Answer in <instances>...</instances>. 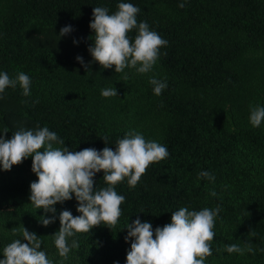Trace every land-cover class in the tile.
<instances>
[{
	"label": "trees",
	"instance_id": "trees-1",
	"mask_svg": "<svg viewBox=\"0 0 264 264\" xmlns=\"http://www.w3.org/2000/svg\"><path fill=\"white\" fill-rule=\"evenodd\" d=\"M120 2L139 7L137 21L168 41L148 78L125 79L127 67L120 73L115 66L103 69L88 51L94 46L93 8L113 14ZM65 26L73 30L59 36ZM136 34L128 35L134 40ZM21 71L31 79V95L24 96L19 84L0 94V134L7 130L6 138L39 125L65 141L53 147L102 150L107 137L115 150V142L135 130L166 146L169 156L151 164L134 188L127 178L115 185L125 197L119 222L68 238L79 248L67 259L53 234L61 211L80 215L74 194L54 205L55 222L45 227L40 216L53 214L29 199L37 180L32 157L10 171L0 168V259L15 239L26 243L24 226L40 237L52 264H126L128 223L139 218L155 230L180 207L219 205L205 264H264V122L253 127L249 121L250 106L264 107V0H0V72L15 79ZM153 76L167 83L159 96L149 83ZM112 87L117 96L101 95ZM201 171L214 179L198 178ZM94 181L97 188L107 186L102 171ZM231 244H251L254 251L229 254L224 247Z\"/></svg>",
	"mask_w": 264,
	"mask_h": 264
},
{
	"label": "clouds",
	"instance_id": "clouds-1",
	"mask_svg": "<svg viewBox=\"0 0 264 264\" xmlns=\"http://www.w3.org/2000/svg\"><path fill=\"white\" fill-rule=\"evenodd\" d=\"M184 6V3L179 4L181 8ZM117 9L109 14L105 7L93 8L89 27L94 31V39L90 37L94 46L88 51L103 69L115 66V73L123 72L126 67L135 68L141 74L151 72L159 59L160 49L166 47L168 41L150 30L146 21H137L139 7L120 2ZM134 29L137 34L133 40L128 34ZM72 30L71 26L62 27L59 36ZM76 59L88 72L89 66L83 58L77 56ZM149 83L157 96L167 88L166 81L155 76ZM17 84L24 96L31 95V79L27 74L21 71L12 79L7 72H0V94ZM101 95L105 98L117 96V90L115 87L103 89ZM0 99H3L2 95ZM249 121L253 127H259L264 122V107L250 106ZM7 133L5 130L0 134V168L10 171L13 165L32 157L31 170L37 180L30 184L29 199L37 209L53 214L48 218L40 216L43 226L55 222L57 209L54 205L71 200L73 194L78 202L76 210L80 215L73 216L69 210L61 211L59 230L53 234L54 244L64 259L72 249L79 248L77 240L73 239L69 245L68 238L77 233H89L101 224L109 229L117 225L125 197L117 193L115 185L127 178L129 187L134 188L151 164L169 156L166 146L146 140L135 130L118 139L115 150L107 146V137H102L106 145L102 150L85 148L81 151H72L67 146L53 147V144L65 145V141L46 126L21 128L12 132L10 139L6 138ZM101 171L107 186L97 188L94 177ZM200 177L214 179L207 171H201ZM210 194L216 196L215 191ZM220 211L219 205L215 209L198 211L180 207L172 212L170 223L155 230L150 222H141L139 218L128 223L125 241L131 240V245L126 264H205L206 258L212 255L211 241L215 237V220ZM22 236L26 243L21 239L9 243L3 249L4 258L0 259V264H52L46 253L40 250L42 240L36 233L23 226ZM224 250L229 254L254 251L251 244L245 248L237 244L226 245Z\"/></svg>",
	"mask_w": 264,
	"mask_h": 264
},
{
	"label": "rangeland",
	"instance_id": "rangeland-1",
	"mask_svg": "<svg viewBox=\"0 0 264 264\" xmlns=\"http://www.w3.org/2000/svg\"><path fill=\"white\" fill-rule=\"evenodd\" d=\"M139 67V66H137ZM127 70L123 75L122 77L125 78L127 76H134V77H137V78H140V77H143V78H148L149 76L153 75L154 74V71L152 70L151 72L149 73H146V74H141V73H138L136 71L135 68H130V67H127ZM125 71V70H124ZM123 71V72H124Z\"/></svg>",
	"mask_w": 264,
	"mask_h": 264
}]
</instances>
